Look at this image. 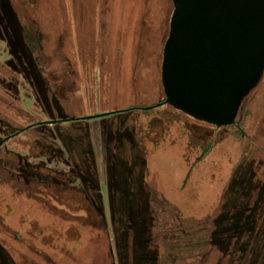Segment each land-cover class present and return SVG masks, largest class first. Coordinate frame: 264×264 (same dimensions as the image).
Returning <instances> with one entry per match:
<instances>
[{
  "label": "rangeland",
  "instance_id": "1",
  "mask_svg": "<svg viewBox=\"0 0 264 264\" xmlns=\"http://www.w3.org/2000/svg\"><path fill=\"white\" fill-rule=\"evenodd\" d=\"M6 1L0 264H264V74L217 127L160 105L172 0Z\"/></svg>",
  "mask_w": 264,
  "mask_h": 264
},
{
  "label": "water",
  "instance_id": "2",
  "mask_svg": "<svg viewBox=\"0 0 264 264\" xmlns=\"http://www.w3.org/2000/svg\"><path fill=\"white\" fill-rule=\"evenodd\" d=\"M173 3L163 57L165 102L230 126L264 74V0Z\"/></svg>",
  "mask_w": 264,
  "mask_h": 264
},
{
  "label": "trees",
  "instance_id": "3",
  "mask_svg": "<svg viewBox=\"0 0 264 264\" xmlns=\"http://www.w3.org/2000/svg\"><path fill=\"white\" fill-rule=\"evenodd\" d=\"M173 1V0H172ZM1 5H2V8H3V11H4V13H6V12H8V4H7V1L6 0H1ZM10 7H11V2H10ZM173 10H174V3H173ZM7 16H8V14H6ZM11 15V14H10ZM12 16V15H11ZM9 17V16H8ZM3 20H6V18L4 17V19ZM3 25V24H2ZM1 29H3V30H5V31H10V41L8 40V45H10V50H11V52L10 53H14L15 54V56L16 57H18L19 59H21V60H23V56H25V58H27V54L29 53L28 52V48L31 46V47H33L32 46V44H34L33 43V40L32 41H30L31 39H33V38H29L30 40H29V42H30V45H29V42H28V44H27V42H26V40L25 39H22L21 40V38H19V40H16V39H14V37H15V34H18V32L19 33H21V27H20V24L16 21V20H14V19H11V17H10V26L9 27H4V28H2V27H0ZM18 36H20V34L18 35ZM35 36V35H34ZM3 38H5V39H7V37H5V35H3L2 36ZM12 38V39H11ZM34 42H35V45H37L36 44V42H39V40H36V38L34 39ZM35 49V48H34ZM26 51H27V53H26ZM23 53V54H22ZM30 54V53H29ZM31 55V54H30ZM33 58H35V56H32ZM34 62V61H33ZM37 70V69H36ZM27 76V75H26ZM34 86L37 88V90H39V89H41V87H43L42 85L41 86H39V85H35L34 84ZM10 90H12V91H14V92H17V89H16V84H15V87H13V85H11L10 84ZM165 100H166V98L164 99V100H162L161 102H160V105H163V104H165L166 102H165ZM10 103L11 104H13L12 102H11V100H10ZM17 104H14V106H16ZM11 106V105H10ZM11 108H12V106H11ZM10 126H12V124H10ZM230 126H232V125H230ZM229 126V127H230ZM3 130H4V128L2 129V131H1V133H0V137H1V135H4V134H6L5 135V138L6 137H9V138H12V137H14V136H16V135H18V133H19V131H21V130H17V131H10V132H5V133H3ZM242 132V131H241ZM240 132V133H241ZM4 139V138H3ZM3 139H0V144H1V142L3 141ZM3 146V145H2ZM10 153H12V152H10ZM13 154V153H12ZM12 154H10V155H12ZM35 157H37V156H28L27 157V159H24V161H21V162H19L21 165L25 162L26 164H28L29 166H31V167H33V168H37L38 167V165H36V164H32V162H30V159L31 158H35Z\"/></svg>",
  "mask_w": 264,
  "mask_h": 264
},
{
  "label": "flooded vegetation",
  "instance_id": "4",
  "mask_svg": "<svg viewBox=\"0 0 264 264\" xmlns=\"http://www.w3.org/2000/svg\"><path fill=\"white\" fill-rule=\"evenodd\" d=\"M29 35H30L32 38H35V36H34V34H33L32 32H29ZM28 49H29L28 52L31 54V56H35V55H34V51H32L31 47H29ZM34 59H35V58H34ZM32 62H33V61H32ZM32 64H33V67H34V68H37V69H40V68H41V66H39V65H40L39 62H35V61H34ZM58 108H60V106H58ZM231 127H238V128H240V123L237 121V119H236L235 123L232 124ZM7 139H10V138H9V137L4 138L3 141H2L1 144H0V148L2 147V145L5 144V142H6ZM255 191L258 192L259 194H260V193H263V191H261L260 189H257V190H255Z\"/></svg>",
  "mask_w": 264,
  "mask_h": 264
}]
</instances>
